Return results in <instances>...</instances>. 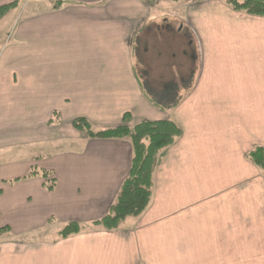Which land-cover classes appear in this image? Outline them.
Returning a JSON list of instances; mask_svg holds the SVG:
<instances>
[{
  "label": "crops",
  "instance_id": "0c3cea01",
  "mask_svg": "<svg viewBox=\"0 0 264 264\" xmlns=\"http://www.w3.org/2000/svg\"><path fill=\"white\" fill-rule=\"evenodd\" d=\"M15 1L0 20V213L13 216L0 220V264H191L194 247L221 245L231 257L212 254L228 264L240 236L259 239L258 225L263 239L264 182L244 156L264 147V18L221 0L0 6ZM161 45L165 63L150 56ZM125 114L130 127L170 120L181 136L144 212L108 231L91 223L116 202L132 148L72 123L116 128ZM33 167L52 172L53 192L40 178L10 183ZM70 222L82 230L59 239Z\"/></svg>",
  "mask_w": 264,
  "mask_h": 264
},
{
  "label": "trees",
  "instance_id": "16d2710c",
  "mask_svg": "<svg viewBox=\"0 0 264 264\" xmlns=\"http://www.w3.org/2000/svg\"><path fill=\"white\" fill-rule=\"evenodd\" d=\"M147 1L152 4L155 0ZM167 1L178 3L186 0ZM221 1L234 12L264 18V0ZM16 6V1L0 6V20ZM128 121V115L125 114L121 126L102 130H95L85 119H75L72 123L75 130L85 133L89 139L127 140L132 148L129 173L121 185L116 202L105 216L91 223L94 228L101 227L111 231L118 228L126 218L138 217L144 212L150 202L154 172L158 162L163 152L181 136L180 128L170 120L143 121L133 127L127 125ZM244 157L261 171L264 180V147L255 146ZM33 178L42 179V186L47 192L54 191L56 180L52 177V172L36 167L31 168L25 177L10 183ZM81 230L80 224L70 222L58 231L57 237L67 239L79 234ZM8 233H10L8 226L0 227V236Z\"/></svg>",
  "mask_w": 264,
  "mask_h": 264
},
{
  "label": "rangeland",
  "instance_id": "374dc122",
  "mask_svg": "<svg viewBox=\"0 0 264 264\" xmlns=\"http://www.w3.org/2000/svg\"><path fill=\"white\" fill-rule=\"evenodd\" d=\"M17 6H18V2H17ZM6 27H7V24L1 23L0 24V31L2 29H6ZM178 29H179V27L176 28V32L178 31ZM174 36L181 37V35H177L176 33ZM163 49H164L163 45H161L160 47L156 46L155 48L151 49L150 56L152 57V59L154 61L162 62V63L167 62L165 52H164L165 50H163ZM189 64H190V66H192L191 62ZM127 125H128V123H127ZM252 166H254V165H252ZM255 169H256V172H255L256 176L259 178L260 177L263 178L261 171L259 169H257L256 167H255ZM263 182H264V180H263ZM258 187L259 186L256 185L255 190L258 189ZM240 188H245V186H242ZM260 188H261L260 195L262 196L263 209H264V188L262 186H260ZM257 203H258V201H257ZM240 212H241V210H240ZM12 217H13L12 215H9V214L4 215L3 213H0V220L3 218L4 219H6V218L7 219H13ZM256 223H258V222H256ZM255 231H256V237H260L259 239H256L255 237H252V236H249L248 238L240 236L239 244L237 247V252H236V247L234 249L235 251L233 252V260L234 261H233V263L229 262L228 264H264V237L262 239V232H261L262 229L258 225H256ZM9 234L10 233H8L6 235H2V236H0V238H2L4 236H8ZM5 243L3 241L0 242V254L1 253L6 254ZM194 248H195L194 253H192V252L190 253L191 264H220V263H217L215 261L216 257H215V255L212 254L213 252L215 253V249H216L217 254H220V252H221L224 256L231 257V255H232V250H231L232 247L231 246L221 245V246H217L216 248L214 247L212 249V251H213L212 253H208L206 251V248H204L203 246L199 247L200 249L198 251H197L198 247H194ZM235 254H237V255H235ZM194 258H198L199 260L197 262H193ZM235 259H237V260H235ZM225 263H227V262H224V264Z\"/></svg>",
  "mask_w": 264,
  "mask_h": 264
}]
</instances>
